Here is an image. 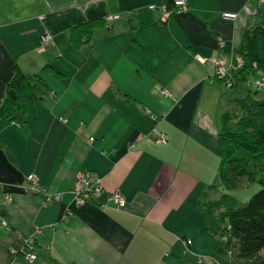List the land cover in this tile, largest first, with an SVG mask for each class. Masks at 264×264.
<instances>
[{"label": "crops", "instance_id": "1", "mask_svg": "<svg viewBox=\"0 0 264 264\" xmlns=\"http://www.w3.org/2000/svg\"><path fill=\"white\" fill-rule=\"evenodd\" d=\"M168 1L0 0V106L15 65L37 76L28 112L13 122L0 111V264H219L198 197L217 179L233 88L208 63L235 62L245 30L264 24V2L186 0L164 20L148 8ZM107 15L118 18L72 46L73 26ZM154 128L166 143L152 140ZM79 171L101 179L97 203L74 205ZM30 173L61 199L43 205ZM116 190L126 205L105 206ZM25 239L34 261L21 256Z\"/></svg>", "mask_w": 264, "mask_h": 264}, {"label": "trees", "instance_id": "2", "mask_svg": "<svg viewBox=\"0 0 264 264\" xmlns=\"http://www.w3.org/2000/svg\"><path fill=\"white\" fill-rule=\"evenodd\" d=\"M97 25H105L104 19H91L73 26L69 31L72 46L77 48L86 41ZM238 54L244 65L233 74L236 79L233 88L257 76V71L264 72V24L245 30ZM35 79L37 76L25 75L17 65L13 67L0 106L9 120L23 116L36 101ZM257 93L247 89L243 96L232 99L238 114L228 110L221 113L217 179L205 186L198 197L203 229L214 244L219 264H264V178H258L261 187L242 206H238L237 198L230 193L239 189L243 180L248 184L256 181L257 167L264 163V97H257ZM218 186L224 191L208 198ZM227 258L230 263H226Z\"/></svg>", "mask_w": 264, "mask_h": 264}, {"label": "built area", "instance_id": "3", "mask_svg": "<svg viewBox=\"0 0 264 264\" xmlns=\"http://www.w3.org/2000/svg\"><path fill=\"white\" fill-rule=\"evenodd\" d=\"M264 2V0H261ZM150 9H159L161 12V18L164 20L167 16L171 15L172 13L186 10L187 4L186 0H172L170 4L163 3L160 6H157L155 4H150L148 6ZM246 11L250 14H255L256 10H251L249 8H246ZM223 16L226 18H234L235 14L233 13H223ZM118 18L117 15H107L105 16L104 22L105 25L108 26L113 20H116ZM40 40L42 42V47L39 48L40 51L44 50L46 45L49 44V42L52 40L51 36L48 34H43L40 37ZM218 47L223 48L224 47V40L222 38L217 39ZM206 62V61H205ZM213 67V76L224 80V85L226 89H231L236 84V79L233 78V74L235 71L239 70L243 65L244 61L242 57L236 56L235 62L230 58L228 60L226 59H215L212 61V63H208ZM254 68H256V64L253 63ZM244 85L246 88L251 89L254 88L257 91H263L264 92V72L257 71V76L249 77L247 80H245ZM161 93L165 96H170V93L162 89ZM14 122V121H13ZM152 140L155 143L163 144L166 143L168 140V136L166 133L157 130L154 128L152 130ZM144 134H141L138 136V139L145 138ZM90 140H93V137L90 138ZM134 143L131 144L133 146ZM26 180L29 182L30 189L34 190L36 193L40 194L42 196V204L47 205L49 202L53 201H59L61 199V195L59 193H49L46 191V189L40 187L39 185V179L36 174L30 173L26 176ZM73 193V200L74 205L76 206H82L87 203H97L100 196L104 193V187L102 185L101 179L93 175L92 173L88 171H79L76 174L75 180H74V186L72 189ZM6 200H10L9 195L5 196ZM127 203L126 199L121 195V193L116 190L107 193L106 196V202L105 206H111L114 208H121L125 206ZM5 225V223H2ZM37 232H40V229H37ZM191 241H187V244L189 245ZM23 246L26 248L27 252H22L21 249H18L16 247H10L9 252L11 255H17L18 253L22 252L21 256L24 260L27 261H34L37 258V253L34 251V245L32 240H23Z\"/></svg>", "mask_w": 264, "mask_h": 264}, {"label": "rangeland", "instance_id": "4", "mask_svg": "<svg viewBox=\"0 0 264 264\" xmlns=\"http://www.w3.org/2000/svg\"><path fill=\"white\" fill-rule=\"evenodd\" d=\"M221 81L224 80L221 79ZM248 88L245 87V85L241 84L239 85V87L233 88L231 91L228 92V98L226 100V107L224 110H228L229 113H234L238 111L235 108V103L233 102V98L235 96H243L245 94V92L247 91ZM252 91H255L254 88H251ZM257 97H264V92L263 91H258L257 93ZM258 171H259V175L257 177V180L252 182L251 184H248L247 181L243 180L241 182L240 188L239 189H235L232 190L230 193H232L238 200V206H242L248 199L249 197L254 194L256 191L259 190V188L261 187L260 183L258 182V178L263 177L264 178V163H261L258 165ZM216 181H214L215 183ZM224 189L221 186H218L217 189L215 191H211L210 194L208 195V198H215L217 197L221 192H223ZM211 241V240H210ZM210 249L209 252H211L212 255H215L214 253V244L211 241L210 242ZM228 259V258H227ZM238 260L236 259V262ZM226 263H230V259H228V261H226Z\"/></svg>", "mask_w": 264, "mask_h": 264}]
</instances>
